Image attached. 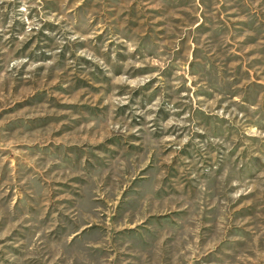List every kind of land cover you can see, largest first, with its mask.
<instances>
[{"label": "rangeland", "instance_id": "rangeland-1", "mask_svg": "<svg viewBox=\"0 0 264 264\" xmlns=\"http://www.w3.org/2000/svg\"><path fill=\"white\" fill-rule=\"evenodd\" d=\"M0 264H264V0H0Z\"/></svg>", "mask_w": 264, "mask_h": 264}]
</instances>
